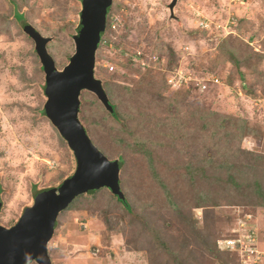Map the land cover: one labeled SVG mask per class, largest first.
I'll list each match as a JSON object with an SVG mask.
<instances>
[{"label":"rangeland","instance_id":"obj_1","mask_svg":"<svg viewBox=\"0 0 264 264\" xmlns=\"http://www.w3.org/2000/svg\"><path fill=\"white\" fill-rule=\"evenodd\" d=\"M13 2L17 5L0 0V225L4 227L12 226L22 209L31 205L33 187H57L74 170L65 143L40 114L43 73L32 41L19 26L22 18L14 13L51 38L46 49L59 70L73 51L78 0ZM168 2L112 0L109 17L116 18L115 28L105 30L95 53L94 72L114 111L109 114L92 94L83 91L77 115L98 151L109 160L124 157L119 185L127 211L150 215L137 219L133 212V218L124 215L116 219L115 230L123 229L117 235L106 229L108 217L96 215L95 237H91L93 245L86 255H79L76 248L64 249L58 239L48 242L49 257L60 264H238L237 253L221 252L228 245L218 244L221 251L216 249L215 257L205 245H212L220 236L239 238V232L249 229L255 235L254 247L264 248V203L260 201L264 192L258 194L254 185H249L258 182L256 179L261 184L264 181V174L257 173L263 164L252 163L254 155L264 160V0H177L175 18L171 19ZM229 16L235 18L231 24L227 23ZM204 17L206 24L211 21L205 34L193 30L194 20ZM224 46L234 49L239 59L245 54L250 60L234 67L224 61ZM204 77L216 78L219 84H208L207 90L200 92L195 84L200 86ZM166 80L179 89L169 91ZM173 94L177 98L172 99ZM189 103L209 112L208 120H218L206 121L197 134L193 132L199 126L198 116L193 118L195 128L172 127L176 139L169 145V111L185 118ZM228 116L234 123L225 127ZM156 118L166 125H155ZM218 122L223 124L219 132L227 135V141L218 140L220 143L208 139ZM238 128L245 132L238 133ZM152 130L155 145L144 144L151 149L148 155L129 145L128 134ZM192 157L200 160L199 165L209 158L213 162L206 166L212 167L193 172L198 180L186 185L183 177L169 168L175 164L184 167ZM217 157L219 161H215ZM169 187L174 189V209L169 207ZM201 188L210 201L196 206ZM116 201L118 208L124 207ZM146 220L169 235V243L163 244L165 253L154 239H147V233L138 235L143 231L139 224L143 226ZM110 233L119 238L117 244L116 237L114 241L103 238ZM68 240L77 242V236ZM126 250L136 261L130 262V254L126 258L121 253Z\"/></svg>","mask_w":264,"mask_h":264},{"label":"water","instance_id":"obj_2","mask_svg":"<svg viewBox=\"0 0 264 264\" xmlns=\"http://www.w3.org/2000/svg\"><path fill=\"white\" fill-rule=\"evenodd\" d=\"M111 1L80 0L78 24L72 36L73 53L60 70L46 52L45 45L50 38L41 36L28 24L21 26L22 32L33 42L43 73V114L70 150L75 167L57 187L37 191L31 206L22 211L13 226L8 229L0 226V264H53L46 246L56 216L80 194L104 188L128 208L119 189L121 165L118 159L109 160L98 152L77 119L81 90L92 93L104 109L113 114L100 81L93 78L94 53ZM176 1L170 0L166 5L169 18H173Z\"/></svg>","mask_w":264,"mask_h":264},{"label":"trees","instance_id":"obj_3","mask_svg":"<svg viewBox=\"0 0 264 264\" xmlns=\"http://www.w3.org/2000/svg\"><path fill=\"white\" fill-rule=\"evenodd\" d=\"M9 1H10V3H11L12 6H16L17 5V4H15V2H13L14 0H9ZM109 13H110V10H109L108 14ZM14 15L20 16V19L22 18V15L20 13L18 14L16 12V13H14ZM106 28H108L107 25L105 26V30H106ZM105 30H104L103 35L105 34ZM110 31H112V30H110ZM221 50H222V54H224L226 56L225 59H224V61H226V60L230 61L231 64L234 67H236V68H238L242 64L243 65L244 64H247V60L248 59L250 60L249 55H245V54L241 55V58L239 59L234 54V53H236L235 50L232 49V48H229L227 46L222 47ZM252 55L255 56V54H252ZM225 83L228 85L229 84V81L227 80ZM103 89L105 91L106 88H104V86H103ZM155 93L157 94V92H155ZM246 93L249 94V90H247ZM173 95H172V99L177 98L176 95H174V96ZM186 107H187V110H189V112L185 113V118L183 116H178L177 115V112H170L169 111V119H168V122H169V137L171 138V140L169 141V145H171V143L173 141H175V139H176V134L171 131L172 127H174V126H177V127L178 126H181L182 128L183 127L186 128V130L189 129V128H195L196 122H195V120L193 118H195V117L198 116L199 126L193 132V134H195V133L197 134V133H199V131L203 130L204 125H206V121L208 123H213V122H215V121L218 120V119L208 120L207 119V113H209V112L203 111L202 110L203 108H200V107L193 108L190 103L189 104H186ZM40 114L43 115L42 109L40 111ZM188 117H190V118L187 121L186 119ZM233 120H234V118H232V116L231 117L228 116L227 118H225V121H224L223 124H225V127H228L229 125H232V121ZM233 123H234V121H233ZM221 124H222V122H218L216 124L215 130L209 132V136H208V139L209 140L215 138L216 139V142H219L218 140H220V141H227V135H226V133H222L221 134L219 132V129L222 127ZM155 125L161 126V125H166V124H164V122H161L159 120V118H156ZM181 127H179V128H181ZM152 132H153V130L150 132L151 134L149 132H146V133H137V131H136L135 133L128 134V138H129V141L128 142H129V145L131 147H133V149L136 150L138 153H139V151H141V152H143V154L148 155L147 152L148 151H151V149H149L148 147H146L144 144L145 143H147V144L149 143V144H151L153 146L155 145V142L152 141ZM237 132L238 133H242V132H245V131L242 128H238L237 129ZM177 133L179 134L180 131L177 132ZM149 137H151V138H149ZM146 148H147V150H145ZM214 153H217V152L214 150ZM250 155H252V154H250ZM116 158L118 159V162L122 166L124 164V157L122 155H117ZM215 159H216L215 161H219L220 160L218 157L215 158ZM199 161L200 160L197 157L196 158L192 157V158L188 159L187 162H185L186 164H184V165H186V166L183 167L182 164H175V165H173L171 167L169 166L170 167L169 168V171L170 170L171 171H174L175 173H178L181 177H183L184 182H185L186 185H187V181L190 184H192V179H197L198 180L197 177L195 178L193 172L208 170L209 168L212 167V166H206V165H211V163L213 162L209 158H205L204 159V162L201 165H199V163H200ZM254 162L255 163L257 162L259 164L260 163L263 164V166H260L259 167L260 170H258L257 173L264 174V160L261 159L260 156L254 155L253 158H252V163H254ZM226 163H228V162H226ZM188 168L191 169V171L188 170ZM215 171H216V168H215ZM188 174H190V175L188 176ZM228 177H229V181L232 182L233 179H232V177H231L230 174H228ZM256 181H258V182H255L254 181L252 183H249V185L250 184L254 185L256 192L258 191V194H261L262 192H264V181H263L262 184L259 183V180L258 179H256ZM215 184L217 185L216 180H215ZM249 185H247V189L251 188V187H249ZM196 188H195V190H196ZM34 189L35 188L33 187V191H34ZM189 190L191 192H194L195 193V191L193 189H190L189 188ZM171 191H174V189H172V188L169 187V204L171 205L169 207L171 209H174L175 208V204H173V202L171 200V196L173 195V193ZM98 192H99L100 195H105L106 196V207L108 209L114 211V213H116L115 217H116L117 220H119V218H121L124 215H126L127 217H131L129 215H132V218L134 217V215L132 214L134 212L133 210H132L133 212H130L129 211L130 213H127L128 212L127 209L129 208V206H128V208L126 207L125 209H123L121 206H119L120 208H118V205L119 204H117V202L115 201V199H114L113 196L108 195L104 190H99ZM204 193H206V191H205L204 188H201L199 191H197V196H196L197 203H196V206L199 205V204L207 203V201H210L209 200V197L207 198V196ZM86 198H91V201L96 200V196L95 195H92L91 197H86ZM164 199H165V195L163 196V205H164V207H166L165 206V203H164ZM260 201H261V203H264V196H262V198L260 199ZM148 212H150V210H148ZM135 215H136L137 219L138 218L145 217V215L142 212L141 213L140 212H137V214L135 213ZM148 215H150V213L147 214V216L145 217L146 219H148ZM142 222H144L145 224L142 226L141 223H140L139 226H138V228L143 227V231H140L138 233V235H140L141 232L147 233L148 234V238L147 239L149 241H150L151 238L154 239V241L157 242L158 246L161 247V250H163V252L165 253L166 252L165 245L167 243H169V235L166 232H162L161 230H159L160 228L159 229H156L157 227H154V224L155 223L153 224V222L151 223L148 220L142 221ZM148 222H150V223H148ZM115 225H116V222L115 221L114 222H108V224H107V230L108 231H113L114 230L113 232L115 234H119V232L122 233L123 232V229L121 228L120 231L118 229L115 230L114 229V226ZM153 227L155 229V232L153 231ZM134 233L135 234H134L133 238H135L137 236V232H134ZM226 238H229V237H227V236H220V237H218V239H216L213 242V244H212L213 246L212 245H210V246L209 245H205L207 251L209 253H211L213 255V257H215V250L217 249V247H216V241L219 240V239H226ZM134 240H131L130 242L133 244L134 243ZM201 240L202 241H206L204 239H201ZM164 243H165V245H163ZM140 245H144V242L142 241V243L139 244V247L141 248L142 246H140ZM224 253L227 254V252H224ZM228 254H230V253H228ZM232 255L234 256V254H232ZM234 257H235V260H237L236 256H234ZM224 264H226V263H224Z\"/></svg>","mask_w":264,"mask_h":264},{"label":"crops","instance_id":"obj_4","mask_svg":"<svg viewBox=\"0 0 264 264\" xmlns=\"http://www.w3.org/2000/svg\"><path fill=\"white\" fill-rule=\"evenodd\" d=\"M106 193L109 195V193L107 191H106ZM93 195H95L96 198L97 197L98 198L94 201H91V198H86V197H91L92 195H86L83 197L81 196L73 202V204L69 210L62 212L60 214V216L58 217V221H59V225H60L61 230L58 231L57 239L63 248H65V247H68V248L69 247L70 248L81 247L85 250L90 245H93V243H91V242H93V240L91 241V237H95V233L92 234V232L96 231V229H95L96 227L93 226L97 222L96 215L98 217H104V216L108 217V219L104 220L106 222V229H107L108 222H114L115 221L117 224L116 217H115L116 213H114V211L112 212V210H110L106 207V196L100 195L99 192H96ZM111 218H112V220H110ZM63 220H64V224L61 226ZM79 220H81L82 222L78 223ZM77 224H80L83 227L82 231L78 230ZM115 226H114V229H115ZM67 228H70L73 231L66 232V230H68ZM119 230H120V227H119ZM111 232H113V231H111ZM74 236H77V242L74 241V243H71V241L68 240V238L69 237L73 238ZM115 237H116L115 235H111V233H110V234H106L103 238L107 239V240L110 238L113 240V239H115ZM118 240H119V238L116 237V241H115L116 244H117ZM119 251H120V247H119ZM121 253L124 254V256H126V258L128 257L127 255L130 254L129 259L130 258L132 259V261H130V262H134V260L136 261V257L132 256L131 251L129 252L128 250H126V252H121ZM86 254L82 253L80 255L84 256ZM115 255L116 254L113 253V256H115ZM113 256H112V258H113ZM74 257H76V256H74ZM137 257L140 258V256H137ZM112 262L113 261H111L110 263H112ZM57 263L58 262H56V264Z\"/></svg>","mask_w":264,"mask_h":264},{"label":"clouds","instance_id":"obj_5","mask_svg":"<svg viewBox=\"0 0 264 264\" xmlns=\"http://www.w3.org/2000/svg\"><path fill=\"white\" fill-rule=\"evenodd\" d=\"M170 1V0H169ZM177 2V1H176ZM78 4H79V9H80V0H78ZM168 4V3H167ZM111 5H112V1H111ZM111 5H110V7H111ZM175 6H176V3H175V5H174V7H173V18H175V16H174V8H175ZM110 7H109V10H110ZM79 9H78V12H79ZM167 9V8H166ZM70 10H72V9H70ZM109 10H108V12H109ZM168 11V10H167ZM66 12V11H65ZM64 12V13H65ZM78 12H77V15H76V17H77V22H76V24H75V27L77 26V24H78ZM195 13H198V12H195ZM110 14H108L107 13V15H106V17H105V20H104V28H103V32H102V34H101V37H100V40H99V44H98V46L100 45V42H101V39H102V37H103V33H104V30H105V26L107 25L108 26V28H109V30H112V29H114L115 28V20H116V18H113V19H111L110 17ZM171 19V18H170ZM228 21H227V23H229V24H231L232 23V21H234L235 20V18L234 17H232V16H229L228 17ZM208 21V19L207 18H203V19H195L194 20V23H193V27H194V29L193 30H196V31H200V32H203L204 34H205V31H209L211 28H210V23H211V21L209 22V23H207L206 24V22ZM18 22H20V28H21V26L23 25V24H28V23H26L25 21H24V19H23V17H22V20L21 21H18ZM28 25H30V24H28ZM31 26V25H30ZM35 31H36V29L33 27V26H31ZM75 27L73 28V30L75 29ZM22 31V30H21ZM38 32V31H37ZM39 33V32H38ZM40 34V33H39ZM75 33H74V31H73V34H72V36L74 35ZM41 35V34H40ZM42 36V35H41ZM72 36H71V40H72ZM43 37H46V36H43ZM47 38H50V37H47ZM50 41H51V38H50ZM49 41V42H50ZM48 42V43H49ZM33 43V42H32ZM47 43V44H48ZM47 44L45 45V48H46V46H47ZM72 46H73V49H74V43H73V41H72ZM98 46H97V48H98ZM97 48H96V50H97ZM96 50H95V53H96ZM46 52H47V49H46ZM48 53V52H47ZM72 53H73V51H72ZM72 53H71V55H72ZM95 53H94V63H93V78L94 79H98L99 81H100V84H101V87H102V89H103V82L101 81V79L99 78V77H95V72H94V65H95ZM49 54V53H48ZM50 55V54H49ZM70 55V56H71ZM51 56V55H50ZM69 56V57H70ZM68 57V58H69ZM51 58H52V56H51ZM38 60V59H37ZM52 60H53V58H52ZM132 60H134V59H132ZM67 61H68V59H67ZM67 61H66V63H67ZM53 63H54V60H53ZM65 63V64H66ZM55 66V65H54ZM63 67V66H62ZM56 68V67H55ZM41 69V68H40ZM58 70V69H57ZM60 70V69H59ZM107 70H108V72H111L112 71V68L109 66L108 68H107ZM169 83V90L170 91H174V92H176L179 88H176V89H173V86H171L170 85V83L171 82H169V80H166V83ZM208 84H219L218 83V79H214V78H203L202 80H201V83H200V86H199V84H195L196 85V87L199 89L200 88V92L202 91H205V90H207V88H208ZM83 91L84 92H88V93H90L89 91H86V90H81L80 91V93H79V106H78V111H79V107H80V96H81V94L83 93ZM103 91H104V89H103ZM199 91V90H198ZM104 93H105V95H106V92L104 91ZM90 94H92V93H90ZM93 95V94H92ZM94 96V95H93ZM95 97V96H94ZM106 97H107V95H106ZM96 99V98H95ZM45 100V99H44ZM107 100H108V102L110 103V105L112 106V108H113V105L111 104V102L109 101V99L107 98ZM97 101V100H96ZM98 102V101H97ZM99 103V102H98ZM100 104V103H99ZM101 105V104H100ZM102 106V105H101ZM103 107V106H102ZM104 108V107H103ZM105 110V109H104ZM113 111H114V108H113ZM113 113V112H112ZM77 115H78V113H77ZM43 116H44V114H43ZM45 117V116H44ZM77 119H78V116H77ZM47 120V119H46ZM48 121V120H47ZM79 121V120H78ZM80 123V122H79ZM50 124V123H49ZM51 125V124H50ZM80 125L82 126V124L80 123ZM82 129H83V131H84V134H85V136L88 138V136H87V134H86V130H85V128L82 126ZM56 131V130H55ZM58 134V133H57ZM58 136H59V134H58ZM60 137V136H59ZM61 138V137H60ZM62 139V138H61ZM89 139V138H88ZM63 140V139H62ZM90 140V139H89ZM64 142V141H63ZM90 142H91V140H90ZM65 143V142H64ZM92 143V142H91ZM65 146H66V144H65ZM94 146V145H93ZM95 147V146H94ZM66 149H67V151H68V153H69V155L71 156V163L72 164H74V160H73V155L71 154V152H70V150L67 148V146H66ZM97 150V149H96ZM98 151V150H97ZM98 152H100V151H98ZM101 153V152H100ZM102 155H103V153H101ZM103 156H105V155H103ZM112 160V159H111ZM121 165V164H120ZM74 167H75V165H74ZM121 168V167H120ZM74 171V170H73ZM73 173V172H72ZM71 173V174H72ZM70 174V175H71ZM69 175V176H70ZM68 176V177H69ZM67 178V177H66ZM65 179V178H64ZM61 183V182H60ZM119 184H120V182H119ZM59 185V184H58ZM46 188H50V187H46ZM55 188V187H54ZM44 189V188H43ZM119 189H120V185H119ZM39 190H42V189H39ZM39 190H34L33 191V195L37 192V191H39ZM99 190H104L105 192L107 191L106 189H104V188H100V189H97V190H95V191H93V192H91V193H84V194H80V195H78V196H76L74 199H72V201L66 206V208H64L62 211H60L58 214H57V216H56V219H55V224H54V229H53V232H52V235H51V237H50V239H49V241L48 242H55V240L57 239V235L56 236H54L53 234L57 231V229L60 227V225H59V221H58V217L60 216V214L62 213V212H64V211H67V210H69L70 209V207L72 206V204H73V202L76 200V199H78L79 197H83V196H86V195H93V194H95L96 192H98ZM120 191H121V189H120ZM108 192V191H107ZM109 193V192H108ZM122 193V192H121ZM33 195H32V197H33ZM109 195H111L110 193H109ZM123 195V194H122ZM111 196H113V195H111ZM114 197V196H113ZM114 199H115V197H114ZM123 199H124V196H123ZM125 200V199H124ZM115 201H116V199H115ZM117 202V201H116ZM126 202V201H125ZM1 203V202H0ZM32 203V202H31ZM119 204V203H118ZM128 205V204H127ZM1 206H2V204H1ZM31 206V205H30ZM30 206H26V207H24L23 209H22V211L25 209V208H27V207H30ZM122 208L123 209H125L123 206H122ZM1 209V208H0ZM22 211H21V213H22ZM21 213H20V215H21ZM128 213H130V212H128ZM19 215V216H20ZM19 218V217H18ZM17 218V219H18ZM249 218V217H248ZM247 218V219H248ZM249 220V219H248ZM17 221V220H16ZM16 221L14 222V224L16 223ZM82 221L81 220H79L78 221V223H81ZM13 224V225H14ZM12 225V226H13ZM0 226H2V225H0ZM3 228H5V229H8L9 227H4V226H2ZM11 227V226H10ZM77 228H78V230L79 231H82V229H83V227L80 225V224H77ZM229 239H231V238H226V239H219V240H217L216 241V247H217V249H219L218 248V244H220L221 245V243L223 242V241H226V240H229ZM48 244V243H47ZM48 246V245H47ZM47 246H46V251H47ZM65 248H68V247H65ZM64 248V249H65ZM76 249H78L77 250V252H79V255L80 254H82V253H88L89 252V250H90V247H88V248H86L85 250L83 249V248H81V247H75ZM75 248H73V249H75ZM83 250V251H82ZM86 250H87V252H86ZM219 251H221V250H219ZM222 252H227V253H231V252H229V250H227V249H225V250H223ZM231 254H233V253H231ZM47 255H48V251H47ZM236 256V255H235ZM64 257V256H63ZM72 257V256H71ZM48 258H49V260L51 261V263H53V264H56V262H58V261H55L54 259H52L51 257H49V255H48ZM110 258H112V257H109V259ZM236 258H237V256H236ZM237 263H238V258H237ZM57 264H60L59 262L57 263ZM239 264V263H238Z\"/></svg>","mask_w":264,"mask_h":264},{"label":"built area","instance_id":"obj_6","mask_svg":"<svg viewBox=\"0 0 264 264\" xmlns=\"http://www.w3.org/2000/svg\"><path fill=\"white\" fill-rule=\"evenodd\" d=\"M239 227V226H238ZM240 228V227H239ZM239 238H233L223 241L229 252L236 254L239 264H258L259 262H264V248L262 250H257L254 247L255 235L252 230L246 232H239Z\"/></svg>","mask_w":264,"mask_h":264}]
</instances>
